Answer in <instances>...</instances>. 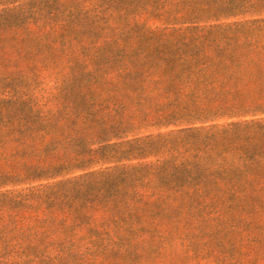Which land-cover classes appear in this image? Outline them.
<instances>
[{
    "label": "trees",
    "instance_id": "1",
    "mask_svg": "<svg viewBox=\"0 0 264 264\" xmlns=\"http://www.w3.org/2000/svg\"><path fill=\"white\" fill-rule=\"evenodd\" d=\"M178 248L264 254V0H0V264Z\"/></svg>",
    "mask_w": 264,
    "mask_h": 264
},
{
    "label": "rangeland",
    "instance_id": "2",
    "mask_svg": "<svg viewBox=\"0 0 264 264\" xmlns=\"http://www.w3.org/2000/svg\"><path fill=\"white\" fill-rule=\"evenodd\" d=\"M186 249H171L172 253L175 254L176 259L178 261L182 262L183 264H264V254L262 257H259L255 254V252L249 253L248 257L244 258H237V261L228 260L226 257H223V255H210L205 253V251L201 254L202 258L199 259H190L189 261H182L179 254L183 253ZM245 252L248 253L249 250L245 249ZM264 253V252H262ZM211 256V257H210Z\"/></svg>",
    "mask_w": 264,
    "mask_h": 264
}]
</instances>
